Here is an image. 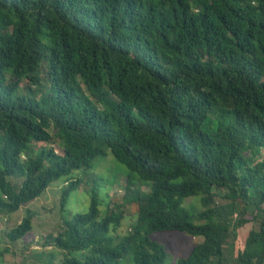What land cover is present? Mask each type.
Segmentation results:
<instances>
[{"label":"trees","instance_id":"16d2710c","mask_svg":"<svg viewBox=\"0 0 264 264\" xmlns=\"http://www.w3.org/2000/svg\"><path fill=\"white\" fill-rule=\"evenodd\" d=\"M108 152L137 205L124 235L90 172ZM76 171L60 210L82 182L90 201L45 236L58 264H164L151 236L172 231L202 237L177 264H226L231 238L233 264H263L264 217L238 230L264 214V0H0V214Z\"/></svg>","mask_w":264,"mask_h":264},{"label":"rangeland","instance_id":"374dc122","mask_svg":"<svg viewBox=\"0 0 264 264\" xmlns=\"http://www.w3.org/2000/svg\"><path fill=\"white\" fill-rule=\"evenodd\" d=\"M52 144L44 145L56 148V144ZM123 171V165L118 163L109 152L105 158L97 159L90 170L92 176L97 177V183L100 185L98 191L102 198V204L99 206V218L104 215L107 208H113V210L123 213L121 225L113 232V235L126 234L137 218V205L125 196ZM76 174H80V172L76 171L69 176H63L53 181L44 192L34 200L22 205L16 212L0 214V264L59 263L61 260L60 250L52 242L45 244L44 238L47 235L54 237L63 230L62 219L87 211L90 201L87 190L92 186V183L86 184V182H82L79 188L70 193L64 211L60 210L61 191L66 184L65 181ZM140 189L143 192H148L149 185H142ZM215 201L219 205H225L227 202L220 197H216ZM184 205L192 206L194 212L202 209L197 197L185 199ZM262 208L264 209V204ZM28 211L31 214L32 222L30 232L15 242L10 241L7 237L8 231L17 226ZM251 214L255 213L248 210L246 216L249 217ZM263 217L264 214L259 213L254 220L249 219L248 223L239 228V235L242 237L249 230H257ZM236 218L238 216L234 215L231 221L233 222ZM151 238L165 247L167 256L164 264H177L179 259L187 258L193 247L202 241L200 236H192L179 231L155 232ZM237 246H239V241H234L232 238L224 245L223 258L226 264H233ZM51 253H54L55 257L51 256Z\"/></svg>","mask_w":264,"mask_h":264}]
</instances>
